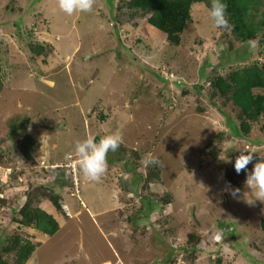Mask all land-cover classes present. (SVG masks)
Here are the masks:
<instances>
[{"label": "rangeland", "instance_id": "1", "mask_svg": "<svg viewBox=\"0 0 264 264\" xmlns=\"http://www.w3.org/2000/svg\"><path fill=\"white\" fill-rule=\"evenodd\" d=\"M118 3L96 0L91 12L68 15L58 0H0V230L40 243L25 264H264V203L247 202L246 173L234 169L238 148L258 150L249 171L264 155V118L238 137L205 94L216 70L263 63L264 44L249 43L244 61L247 45L214 26L205 0L193 3L179 45L147 17L113 12ZM222 108L235 116L231 102ZM12 124L35 139L32 158L14 147ZM117 130L139 153L138 170L110 152L117 162L94 182L65 160L86 135L98 141ZM151 157L160 176L147 184L139 175L155 168L145 162ZM64 172L73 185L61 191L56 233L17 229L11 206L29 193L34 208L46 206L44 192L55 196L50 185ZM145 197L161 209L145 216ZM191 233L195 249L187 247ZM6 259L15 264L13 254Z\"/></svg>", "mask_w": 264, "mask_h": 264}, {"label": "trees", "instance_id": "2", "mask_svg": "<svg viewBox=\"0 0 264 264\" xmlns=\"http://www.w3.org/2000/svg\"><path fill=\"white\" fill-rule=\"evenodd\" d=\"M261 1L264 0H223L227 4V16L230 26L228 29H220L247 45L242 56L244 61L252 58L253 51L250 49L251 47L249 48V43L257 40L260 44H264V11L261 12L260 19L256 20L255 18L256 14L261 11L259 6ZM194 2L195 0H119L115 7L112 6V11L124 13L126 9L132 17H147L151 25L165 33L166 40L170 44L179 45L182 41V33L192 20L191 9ZM205 2L210 9L211 0H205ZM117 25L118 27L115 25L114 28L119 34L121 31L119 23ZM43 47L41 43L35 47L32 45V50L40 53ZM261 52L260 49L259 53ZM213 73L210 77V90L205 92L208 100H210L212 106L221 110L220 112L226 118L227 127L236 136L248 137L252 133L255 124L264 118V62L251 61L242 68L232 69L226 75L217 73V70ZM193 87L202 93L203 89L200 90V88L205 86L196 84ZM226 102L233 104L235 116L223 110L222 103ZM262 128L264 129V127ZM9 134L10 139L18 136L14 142V147L18 150V153L23 154L28 159L32 158L31 151L36 148V141L32 135L26 131H20L17 125L13 127V124L10 126ZM8 151H11V149ZM116 151L119 153L120 160L124 163L126 170H138L140 167L138 152L135 150L128 151L122 144ZM212 154L216 155V151H212ZM108 162L113 163L117 160L113 161L108 157ZM78 171L81 173L79 167ZM59 174L63 177H58L55 185H50L54 186L52 189L55 196L44 192L51 201L46 206L34 208L32 206V195L29 192L28 198L21 207L16 204L11 206V223H18L17 229L33 226L45 234L52 235L60 228L61 221L56 216H60L57 211L61 207V191L65 185H73V183L66 180L65 172ZM139 176L140 179H145L147 184L153 182L160 176L158 165L156 164L155 168L152 166L145 173L141 172ZM123 186L126 187V184L123 183ZM142 201L145 204V207L142 208L145 216L161 209V204L154 199L145 197L142 198ZM162 201V204L168 202L167 199ZM4 202L6 203V199L2 198L1 203L4 204ZM198 240L199 237L191 233L187 247L195 249ZM0 245V264H10L6 259L7 254H13L15 264H25L40 243L22 236L17 230L8 235L0 230ZM183 249H186V247ZM217 261L216 264H219V260Z\"/></svg>", "mask_w": 264, "mask_h": 264}, {"label": "clouds", "instance_id": "3", "mask_svg": "<svg viewBox=\"0 0 264 264\" xmlns=\"http://www.w3.org/2000/svg\"><path fill=\"white\" fill-rule=\"evenodd\" d=\"M96 4V0H58L59 9L72 15L76 12H91ZM210 17L217 28L228 29L229 19L227 16V4L223 0H211ZM173 75V74H171ZM123 135L120 131L106 133L97 141L93 135H86L75 144V157L72 153L65 154V160L72 162L75 159L77 166L83 176L89 180L98 182L108 170V154L115 152L123 143ZM240 154L236 157L234 169L237 174L246 173L245 187L254 196V200L247 201L250 204L260 201L264 203V155L253 165L252 170H248V165L254 160V154L258 150L245 147L238 148ZM219 160L224 163H231L229 157L219 156ZM147 164L156 165L160 161L151 157L145 161ZM67 166V164H63ZM62 166V167H63ZM70 167V166H69ZM72 167H70L71 169ZM235 197L240 192L239 188L230 189Z\"/></svg>", "mask_w": 264, "mask_h": 264}, {"label": "built area", "instance_id": "4", "mask_svg": "<svg viewBox=\"0 0 264 264\" xmlns=\"http://www.w3.org/2000/svg\"><path fill=\"white\" fill-rule=\"evenodd\" d=\"M78 170V169H77Z\"/></svg>", "mask_w": 264, "mask_h": 264}]
</instances>
